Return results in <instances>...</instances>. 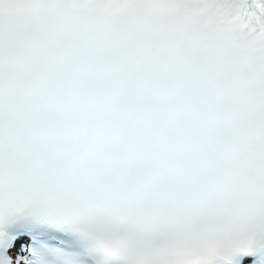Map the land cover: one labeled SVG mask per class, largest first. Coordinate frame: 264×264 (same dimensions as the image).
<instances>
[{
	"label": "snow or ice",
	"instance_id": "obj_1",
	"mask_svg": "<svg viewBox=\"0 0 264 264\" xmlns=\"http://www.w3.org/2000/svg\"><path fill=\"white\" fill-rule=\"evenodd\" d=\"M0 264H264V0H0Z\"/></svg>",
	"mask_w": 264,
	"mask_h": 264
}]
</instances>
